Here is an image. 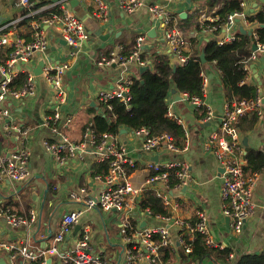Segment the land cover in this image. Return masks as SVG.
<instances>
[{"label": "crops", "instance_id": "crops-1", "mask_svg": "<svg viewBox=\"0 0 264 264\" xmlns=\"http://www.w3.org/2000/svg\"><path fill=\"white\" fill-rule=\"evenodd\" d=\"M32 1V5L22 8L16 5L15 0H0V27L4 26L1 32L9 36L8 43L0 46V62H5L14 51L16 36L28 42L34 36L36 24H40L47 40V47L42 51L33 52L28 65L34 67L41 60L44 61L45 66L52 63L68 64V68L62 75L66 99L61 104V118L55 126L73 144H80L83 141L86 126L91 123L94 115L101 113L104 109V102L98 98L99 91L111 90L119 81L132 80L137 76V72L141 73L134 64L121 68L114 63L98 65L94 60H97L101 54L116 49L118 45L124 50L125 43L132 42L140 34L145 36V47L169 54L160 20L150 22L147 13L149 4L158 3L170 10L187 38L185 51L188 52L191 49L189 37L196 38L198 46L204 39L211 37L210 33L203 30L185 29L188 15L193 14L195 5L191 1L143 0L144 5L137 12L127 14L119 8L118 0H105L110 12L106 20L93 17V0ZM57 1L59 3L55 5ZM240 1L246 2L245 15L264 9V2L261 0ZM64 8L73 12L85 23L87 39L79 50L67 44L58 26L48 25L42 21L46 16L61 15ZM201 12L210 15L214 13V10L201 9L197 15L200 24ZM181 13H185V17H182ZM256 26V22H248L247 18L243 17L238 18L230 28L220 29L217 37L236 33L242 28L246 31L245 33L250 34ZM150 29H155V36H148ZM7 48L10 49L9 55L2 57ZM171 60L173 61L172 56ZM20 65L21 68L26 67L25 64ZM250 65L255 68V73L250 67L246 80L256 86L257 92L261 94L258 95L262 103L259 114L249 111L237 125L244 151V164L248 149H261L264 145V55L251 60ZM202 72L207 76L203 96L204 115L201 116L203 112L197 110L182 95L184 92L175 89V93L170 92L167 97L168 107L175 117L181 119L180 122L175 121L181 125L185 133V140L189 145L187 150L173 153L161 147L153 153H148L142 149V136L125 126L121 127L114 137L126 148L127 155L136 160L135 168L130 169L129 179L135 187L142 190L138 200L142 197L143 191L149 189L144 185L149 173L144 164L150 159L154 160V156L162 161L170 159L186 161L193 177V181L187 186L170 190L172 201L166 206L168 215H165L169 216L168 219H164V216L159 217L157 214L153 215L148 208L141 209L138 202L131 213V222H135L137 228L168 226L171 236L169 247L171 257L169 258L174 264H193L189 256L185 255L178 246V228L172 223V218L195 221L196 211L203 209L211 235L214 240L222 243L229 250V264H233L242 255L259 254L264 251V166L258 170L257 179L252 187L251 200L254 213L245 221L242 230L234 234L230 228V220L222 213L223 168L215 155L204 147L210 133L217 131L219 127L222 106L227 99L214 62L203 63ZM32 73L34 93L20 98L8 97L5 103L10 108V115L0 118V156L7 155L13 150L26 149L29 175L18 182L7 177L0 178V207L20 215H28L30 211H34L35 219L27 224L13 225L4 216H0V242L27 241L33 248L40 250L51 246L54 236L59 231L63 214L81 206L70 199L71 190L84 186L87 196L94 199L98 196L101 184L94 180V171L95 166L102 162L96 159L95 146L79 148L64 162L59 161L47 150L44 142L51 138L52 132L51 126L43 123V117L50 115L54 109L53 89L42 74L35 75L33 71ZM19 75H23L25 80L27 71L25 69L17 71L13 80ZM208 109L211 111V117L205 120ZM253 115L256 116L255 121ZM66 118H70L69 121H66ZM15 128L27 130V132L24 135ZM122 129L125 131H121ZM6 140L10 142L6 143ZM246 174L248 175L249 172ZM120 223L121 217L114 210L85 209L77 224L58 245L59 251L62 252L73 245L86 230L90 237L91 250L99 254L106 264H127L123 249L126 243L120 233ZM1 259H4L6 264H10L4 251H0ZM47 260H51L50 264H62L59 255L55 253L40 256L36 264H47ZM12 264H29V262L15 258ZM136 264L146 263L138 261ZM202 264H213V260L206 257L202 260Z\"/></svg>", "mask_w": 264, "mask_h": 264}, {"label": "built area", "instance_id": "built-area-1", "mask_svg": "<svg viewBox=\"0 0 264 264\" xmlns=\"http://www.w3.org/2000/svg\"><path fill=\"white\" fill-rule=\"evenodd\" d=\"M170 1L184 2L187 0ZM15 3L17 6L23 8L32 5L33 1L15 0ZM58 3L59 1L54 4ZM93 4V17L99 20H106L110 12L105 0H93ZM245 4L246 2L240 1L242 10L228 13L222 21H218L219 15L215 12L210 15L201 12L199 18L202 30L213 34L214 32H219L220 29L230 28L236 19L246 18L247 15L244 13ZM143 5V0H118L119 8L127 14L137 12ZM147 13L150 21L160 20L163 38L170 56L173 57V62L180 64L187 62L189 58L186 53L187 51H185L187 38L183 28L175 20L170 10L161 4L152 3L147 6ZM42 21L48 25L58 26L67 44L76 47L78 50L82 48L83 43L87 39V29L84 21L67 8L63 9L61 15L53 14L46 16ZM3 27H0V46L6 45L9 41L8 34L1 32ZM253 36L255 35L253 34ZM235 37V33H229L227 36H218L217 42L219 44L231 42ZM144 40L145 36L140 34L135 39V47L125 51L122 46L118 45L116 49L109 50L106 54H101L94 61L98 65L114 63L121 68L133 64L136 68L145 65L149 66L151 64L150 61L141 54V49L145 47ZM253 43L255 44V49L252 50L250 57L243 66L246 73H249L251 70L249 62L255 60L260 55H264V43L260 41ZM14 45V51L6 61L0 62V118L10 115V108L5 103L8 97L20 98L31 95L35 91L34 75L29 68L28 61L33 52L42 51L47 47V40L43 30L40 28V24H36V31L30 41L25 42L16 36ZM19 64H25L26 67L21 68ZM67 68V63H52L42 69L41 74L52 86L55 101L52 113L43 117V123L50 125L52 132L51 138L45 141L44 144L47 150L53 153L61 162L73 156L79 148L95 146L97 149V161L107 163L105 173L94 174V180L101 184L100 192L95 199L86 195V188L84 186L69 192L70 199L81 204V206L63 214L59 231L54 236L50 247L36 250L27 241H1L0 251L6 253L10 264H12V260L15 258H21L28 261L29 264H36L40 256L48 253L59 255V260L62 264H106L99 254L91 250L90 237L86 230L75 240L73 245L64 251L60 252L58 248L65 235L77 224L82 211L98 208L106 211L114 210L120 215V233L126 243L123 249L127 264H136L138 261L145 262L146 264H174L170 258L164 259L162 257L164 249L171 246V236L168 226L155 225L137 228L131 222V213L135 204L139 202L137 198L142 190L135 187L129 179L131 174L130 169L135 168L136 160L127 155L126 148L118 143L111 133H104L102 138L97 140L91 123L86 126L83 133V141L80 144L69 142L67 137L57 130L55 124L61 118V104L66 99L62 75ZM21 69L27 71L26 79L19 88H12L9 84L13 81L17 71ZM217 72L220 74L218 68ZM201 76L200 95L190 96L187 93L182 94L196 108L203 105V96L206 90L207 76L204 72H201ZM131 83L132 80L119 81L115 88L99 91L98 98L104 102L103 104L106 105L108 110L112 109L110 100L116 97L127 105L128 100L131 98L129 91ZM261 103V98L258 94L252 99L226 100L222 106L219 127L217 131L210 133L204 144L205 149L215 155L220 166L223 168L221 175L222 213L229 218L230 228L234 234L242 230L245 221L254 213L251 196L252 187L258 175V171H253L248 175L244 173V151L237 125L240 118L245 116L249 111L259 114ZM206 114L205 120H208L211 117V111L208 109ZM166 115L178 122L181 120L179 117L174 116L169 107L167 108ZM69 119L66 118V121H69ZM15 129L24 135L27 132V130ZM132 130H134V133L142 136V149L148 153H153L161 147L173 153L185 151L189 147L185 140V133L182 146H178L175 143L174 137L166 131L151 134L150 130L146 127ZM144 165L145 169L149 171L144 181L145 188L154 190L156 196L160 198L165 207L172 201L171 189H179L193 181L189 165L184 160L154 161L150 159ZM28 175V152L26 149L13 150L9 155L0 156V178L7 177L14 182H18L26 179ZM172 178H174V183L171 185ZM0 216H4L13 225L27 224L33 222L35 219L34 211H30L28 215H20L1 207ZM157 216H164V219L169 218V216L160 214H157ZM172 223L178 228L177 243L185 255H188L192 249L187 239L193 238L197 234L202 235L207 247L216 250L225 248L222 243L214 240L211 235L207 224V216L203 209L196 211L195 221L176 217L172 218Z\"/></svg>", "mask_w": 264, "mask_h": 264}, {"label": "trees", "instance_id": "trees-1", "mask_svg": "<svg viewBox=\"0 0 264 264\" xmlns=\"http://www.w3.org/2000/svg\"><path fill=\"white\" fill-rule=\"evenodd\" d=\"M193 2V14L188 15L185 29H196L201 31L202 25L197 19V15L203 8L214 10L219 15V20H224L225 16L233 11L242 10L240 0H189ZM44 14V13H43ZM196 18V20H193ZM248 22H256L257 26L253 33H243L238 30L235 39L231 42L219 44L217 42V32L211 34L210 38L204 39L200 45H196V38L189 37L191 49L186 52L189 56L187 62L180 64L173 62L169 54L160 53L152 48L143 47L142 56L148 58L151 67L132 78L129 86L131 98L125 105L118 97L110 100L112 109L108 110L106 105L101 113L94 115L91 119L97 140L102 138L104 133L116 135L120 128L125 126L131 129L146 127L151 134H158L166 131L170 133L178 146H182L184 131L174 118L166 115L168 108L167 97L172 88L188 95H200L203 63L199 54L203 48L205 63H213L220 70L222 89L227 100L252 99L258 94L256 86L246 80L247 73L243 69L244 63L252 52L251 43L260 41L264 43V9L247 15ZM188 27V28H187ZM136 38V37H135ZM135 47V39L125 43L124 50ZM3 50V49H1ZM1 52V51H0ZM10 49L3 52L2 57L8 56ZM141 80L143 82H141ZM24 81V76L19 75L9 86L19 88ZM197 110L205 113V106L197 107ZM241 119V118H240ZM254 121L256 116L253 115ZM240 121V120H239ZM264 166V145L261 149H248L245 154L244 173L258 171ZM107 163L102 162L95 166L94 173H105ZM174 178L171 179V185ZM141 209L148 208L153 215H168L166 207L162 204L154 190L145 189L139 200ZM5 209V208H2ZM135 226L136 223L133 222ZM187 242L191 245V252L188 254L191 263L202 264V260L210 257L213 264H229V250L224 248L216 250L209 248L204 243L202 235L197 234L193 238H188ZM171 257V249L166 247L163 251V258ZM189 260V261H190ZM233 264H264V251L259 254H245L240 256Z\"/></svg>", "mask_w": 264, "mask_h": 264}, {"label": "water", "instance_id": "water-1", "mask_svg": "<svg viewBox=\"0 0 264 264\" xmlns=\"http://www.w3.org/2000/svg\"><path fill=\"white\" fill-rule=\"evenodd\" d=\"M188 2H189V0H187ZM262 2H264V0H261ZM182 17H185V13H181L180 14ZM236 21H237V19H236ZM240 31H242L243 33L244 32H246L243 28L242 29H240ZM155 29H150V31L148 32V36H155ZM250 33V32H249ZM255 49V44L254 43H252V47H251V50H254ZM199 58H200V61H201V63H205V55H204V51H203V48L201 49V52H200V54H199ZM44 61L43 60H41V61H39V63L36 65V66H34V67H31V66H29V68L30 69H32V71L34 72V74L35 75H40L41 73H42V69H43V67H44ZM250 67H252V71H254V73H255V68H253V65H250ZM147 68H149V66L148 65H145V66H140L139 67V71L140 72H142V71H144L145 69H147ZM141 82H143L142 80H141ZM175 88H172L171 89V92L172 93H175ZM259 95H261L260 93H258ZM121 131H125L124 129H122ZM0 149H1V142H0ZM7 155H9V154H7ZM153 159H154V161H157V156H154L153 157ZM229 219V218H228ZM76 227V226H75ZM77 228H78V226H77ZM50 261L51 260H47V264H50ZM0 264H6L5 263V261H4V259H1L0 260Z\"/></svg>", "mask_w": 264, "mask_h": 264}, {"label": "rangeland", "instance_id": "rangeland-1", "mask_svg": "<svg viewBox=\"0 0 264 264\" xmlns=\"http://www.w3.org/2000/svg\"><path fill=\"white\" fill-rule=\"evenodd\" d=\"M93 8H94V4H93ZM98 20H99V19H98ZM150 22H151V21H150ZM5 142L8 143V142H10V140H6ZM118 215H119V214H118Z\"/></svg>", "mask_w": 264, "mask_h": 264}]
</instances>
